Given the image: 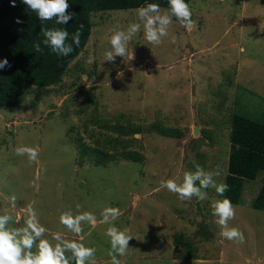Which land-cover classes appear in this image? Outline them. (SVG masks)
<instances>
[{"label": "rangeland", "instance_id": "rangeland-1", "mask_svg": "<svg viewBox=\"0 0 264 264\" xmlns=\"http://www.w3.org/2000/svg\"><path fill=\"white\" fill-rule=\"evenodd\" d=\"M188 5L191 28L172 18L169 35L152 45L141 27L128 44L133 58L111 63L103 61L109 30L139 22V7L91 12L89 40L61 80L28 84L18 106L0 105V215L12 217L10 228L24 226L31 206L48 230L42 238L55 245L60 233L95 248V264H111L101 215L110 206L120 210L113 224L133 236L121 264H264V210L251 204L264 171L232 203L229 227L243 243L219 235L215 189H201L200 201L161 187L197 165L219 169L225 183L236 115L264 123V0ZM19 146L36 148L37 160L16 155ZM77 205L96 217L82 235L59 222Z\"/></svg>", "mask_w": 264, "mask_h": 264}, {"label": "clouds", "instance_id": "clouds-1", "mask_svg": "<svg viewBox=\"0 0 264 264\" xmlns=\"http://www.w3.org/2000/svg\"><path fill=\"white\" fill-rule=\"evenodd\" d=\"M11 2L15 6V0ZM22 2L29 10L36 13L40 21L55 19L57 25H66L75 15L68 11L70 7L68 0H22ZM167 3L168 7L164 10L157 3L139 7L137 9L139 22L129 23L126 29L119 26L110 29L111 35L108 42L111 50L105 52L103 61L114 62L117 56L131 60L133 53L129 55L128 44L140 32L141 27H143L144 39L152 45H159L162 43V38L169 35L168 29L173 17L186 28L193 26L192 12L185 0H167ZM20 22L17 18V23ZM41 33L44 37L42 43L57 56L66 57L73 51L72 44L66 43L69 36L66 30L41 27ZM80 36L79 29L72 35V41L77 47L80 45ZM175 39L173 36V43ZM35 49L38 52L41 51V44L36 43ZM88 62L92 63V58ZM9 67L11 64L7 58L0 60V70ZM15 153L18 156L27 155L29 162L36 161L39 155L36 148L28 146L17 147ZM220 175L219 169L206 171L197 165L194 172H184L181 183H177L174 179H167L161 181V187L177 195L180 200H191L196 197L203 201L207 197L206 192L201 189L211 187L220 196H224V193L228 191L227 183H217L215 178ZM11 199L14 203L15 197ZM211 208L213 216L217 218L215 223L220 227L219 235L224 239L243 243L244 234L235 227H229L228 222L235 217V209L231 200L227 197L217 199L212 202ZM77 210L78 214H73L71 211L62 212L59 222L70 232L82 235L84 229L82 224L94 226L96 217L89 211L80 212L79 205H77ZM101 215L102 223L109 225L105 235L110 239L111 264H121L117 255L127 254L129 241L133 236L128 234L127 229L120 230L113 224V221L120 215L117 207H105ZM11 220L12 217L9 214L0 215V264H71V261L75 264H95V248L85 246L81 242L65 240L60 233L52 234V240L57 241L55 245L48 239L42 238L48 230L39 224L36 211L31 206L26 209L23 227L10 228L8 225ZM34 248L35 251H33ZM66 253L71 255L68 256Z\"/></svg>", "mask_w": 264, "mask_h": 264}, {"label": "trees", "instance_id": "trees-1", "mask_svg": "<svg viewBox=\"0 0 264 264\" xmlns=\"http://www.w3.org/2000/svg\"><path fill=\"white\" fill-rule=\"evenodd\" d=\"M190 0H185L189 4ZM68 11L75 13L66 25H57L55 19L40 21L22 2L0 0V60L5 58L11 67L0 70V105L18 106L26 85L47 87L58 83L69 63L86 46L92 29L91 12L110 9H131L157 3L168 7L167 0H68ZM191 9V8H190ZM192 20H193V10ZM17 18L21 21L17 23ZM175 20L176 18L173 17ZM83 26V27H81ZM41 27L62 28L69 33L66 43L72 44L68 56H57L45 46ZM80 30V45L72 41V35ZM41 44L36 51L35 44ZM103 156L105 153H101ZM98 163L103 161L97 160ZM264 171V123L243 115H236L233 123L226 182L229 186L223 198L240 203L245 181L256 179ZM252 207L264 210V185L252 201ZM71 264H75L71 261Z\"/></svg>", "mask_w": 264, "mask_h": 264}, {"label": "water", "instance_id": "water-1", "mask_svg": "<svg viewBox=\"0 0 264 264\" xmlns=\"http://www.w3.org/2000/svg\"><path fill=\"white\" fill-rule=\"evenodd\" d=\"M89 228H90V226H86V227H84L82 233L86 232V230H88Z\"/></svg>", "mask_w": 264, "mask_h": 264}]
</instances>
